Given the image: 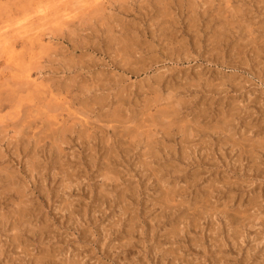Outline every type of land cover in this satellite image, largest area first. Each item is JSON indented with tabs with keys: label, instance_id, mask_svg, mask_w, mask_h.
<instances>
[{
	"label": "rangeland",
	"instance_id": "obj_1",
	"mask_svg": "<svg viewBox=\"0 0 264 264\" xmlns=\"http://www.w3.org/2000/svg\"><path fill=\"white\" fill-rule=\"evenodd\" d=\"M0 45V264H264V0H0Z\"/></svg>",
	"mask_w": 264,
	"mask_h": 264
},
{
	"label": "bare ground",
	"instance_id": "obj_2",
	"mask_svg": "<svg viewBox=\"0 0 264 264\" xmlns=\"http://www.w3.org/2000/svg\"><path fill=\"white\" fill-rule=\"evenodd\" d=\"M94 6V5H93ZM1 46V45H0ZM22 96V95H21Z\"/></svg>",
	"mask_w": 264,
	"mask_h": 264
}]
</instances>
